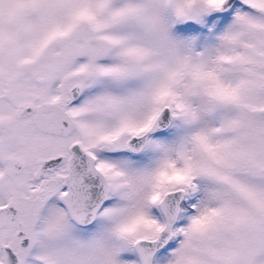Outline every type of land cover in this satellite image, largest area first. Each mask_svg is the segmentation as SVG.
I'll use <instances>...</instances> for the list:
<instances>
[{
    "label": "snow or ice",
    "instance_id": "1",
    "mask_svg": "<svg viewBox=\"0 0 264 264\" xmlns=\"http://www.w3.org/2000/svg\"><path fill=\"white\" fill-rule=\"evenodd\" d=\"M0 264H264V0H0Z\"/></svg>",
    "mask_w": 264,
    "mask_h": 264
}]
</instances>
